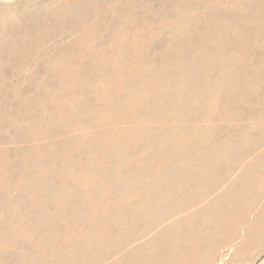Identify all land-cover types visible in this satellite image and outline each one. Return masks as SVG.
Segmentation results:
<instances>
[{
  "label": "rangeland",
  "instance_id": "rangeland-1",
  "mask_svg": "<svg viewBox=\"0 0 264 264\" xmlns=\"http://www.w3.org/2000/svg\"><path fill=\"white\" fill-rule=\"evenodd\" d=\"M0 264H264V0H0Z\"/></svg>",
  "mask_w": 264,
  "mask_h": 264
}]
</instances>
